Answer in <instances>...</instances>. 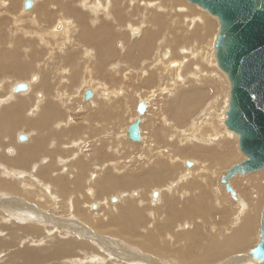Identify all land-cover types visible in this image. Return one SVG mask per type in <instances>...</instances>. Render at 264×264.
Wrapping results in <instances>:
<instances>
[{"label": "bare ground", "instance_id": "6f19581e", "mask_svg": "<svg viewBox=\"0 0 264 264\" xmlns=\"http://www.w3.org/2000/svg\"><path fill=\"white\" fill-rule=\"evenodd\" d=\"M5 1H7V0H0V7H2V5L4 4ZM168 2H169L168 0H98V2H95V1L93 2L92 0H31L32 5H29L28 8H25V9H30L33 6V4L36 3L35 7L33 9L31 8L32 11L25 13L26 14L25 17H28V18H20L19 19V22L17 24V28H11V27L9 28L8 25L7 26H1L0 25V89H2V92L0 91V94H2L3 91H5V90H6V95L8 92L7 98H5L6 100L0 99L1 100L0 104L1 103L3 104L5 101V103L3 104V105H5L4 107H2L3 105H0V139L3 138L0 142H4L3 145L0 144V150H2L1 148L4 145L7 146L11 141H14L12 134H14L15 132H16V138L18 137V139H19L20 134H22V132H23V131L20 132L19 130H22L23 126L27 127V129L29 130V134L26 135L27 138L25 140L21 141L19 139L20 143L15 142L16 143L15 147H17L16 148L17 151L13 150L12 154H9V155L4 153L3 151H0V186L1 185L4 186L1 188H4L8 191L12 190L13 195L16 194L18 196H23L22 200L15 199V200H11L8 203H6L7 201L5 202V198H6L5 195L0 193V207H2L3 202H5L6 205L8 206V209H11V213L9 212L10 216L17 218L20 221L19 223H21V224H23L24 222L26 223V221H32L33 224L29 225V229L31 230L32 233H34V234L40 233V229L44 228L41 225H43L45 222H47L49 225H51V224H53L52 223L53 219H52V217H51L52 220L45 218V215L43 216L42 213H39V211L38 212L35 211V208L33 207V205H30L31 200H33V201H35L36 199L42 200V199H44V197H42L41 195L38 194V192H36L38 190L34 191L35 194L32 197H30L28 189L27 188L25 189L24 187H22L24 179H26L30 182H33V184H36L37 188H39V189L43 188L44 191H45L46 186L48 189L52 185L55 187H58V185L62 186V190L59 192V194L61 196L63 195L62 197L66 198L70 184H69L68 180L64 176H62L61 171H63V173L67 172L66 175H68L69 171H72V173H74V172H77V171H75V169L78 170V172L76 174L77 175L76 178L73 176L75 178V180H73L74 178L72 179L73 181H75V186L77 185L76 187H78L80 185V182L82 181V179L85 178V176H84V174L86 173L85 171H88V168L92 165V164L89 165V162L85 163L79 159H77L78 160L77 162H75V160L72 159L74 161V163L67 162V164L69 163V165L71 164V166L66 165V168H64V170H63V166H59V164H57L58 167L62 168V169H58L55 165V160H56L55 157H57V155H59L57 152L61 150V149L60 150L58 149V145L60 143L59 138L62 134L66 135V134L70 133L68 130L70 128H67V126L70 123L68 125H66L68 123V120L66 121V119L64 118V114L62 112V109L65 110L67 108V111L70 110V108H68V107H70V105L72 103L71 99L73 97L67 93H64V92H66L68 90L71 91V89L75 88L76 91L74 92V94H78L77 92L80 91V93H79V95H80L83 93V91H82L83 87L86 86V84L90 82L87 80V77L85 75H82V80L80 82H79V78H78L80 68H81L80 67L81 63H80L78 58H79V55L81 53L82 54L85 53L83 51V48L87 47V48L91 49L92 56L94 57L93 60H95V62H96V67H97L98 71H100L99 68L104 69V67L107 65V62L114 59L113 57H118L119 61L128 64L127 65L128 67H132V64L134 65L135 63L142 61V65L147 66L148 69L141 68V64H140V68H137L135 71L138 74L141 72L142 74L146 75L144 77H146L148 82L154 81L157 78L160 80H163L166 78L167 74L172 75V77H171V80L173 81L172 84H174L176 86L180 82L186 83L187 81H189L191 83V80L188 77L189 75H191L193 77V81L195 83L203 82V80L205 81V79H207L206 81L209 82V84L210 83L211 84H217L219 82V80H220L219 78H221L222 73H219L220 71L218 68H220V67L218 65L217 57L215 55V43L217 42L218 31L216 30L217 32L215 33V35H214V33H212V34L209 33L212 31V28L214 27L213 23H212L213 20H211V18H208L206 14L193 16L192 14H189L190 8H188L187 6L185 7L183 5L177 4L178 7H176L174 9V12H175L174 16L175 17L177 16V18L183 20V25L175 26V29H174L175 32H174V30L172 28H169L171 25V21L165 19L164 15H163L164 14L163 10L167 8ZM77 3H78V7L74 8V7H76L75 4H77ZM173 3H171V4H173ZM177 3H180V1ZM17 6H18V2H17V4H11L10 8L11 9L12 8L17 9ZM134 7L138 11L141 8L144 9L143 12L145 13V17L147 16V12L151 11V8H154V9L158 8L159 11H161L162 13L161 14L156 13V14H154V16L150 15V16L146 17V21L150 24V25L148 24L149 26H147L146 28L144 26H142V29L139 30V28H135V27H133L134 25H132L131 29L135 32V34L133 35V38L130 35L129 36L132 39H128L127 36L125 38L123 37L125 45H122V49L119 50L116 46H114L116 43V39L114 37L116 34L119 35V33L114 32V34H113V32H111L113 29L116 28V26L113 22H111V21L108 22L107 18H104V17H105V15L107 17H109V16H111V14H113L110 17L111 20H112V18H113V20L119 19L121 21V22H119V27H121L120 25L121 24L124 25V22L126 20L123 16L125 9L129 8V10H131ZM81 8L84 10V12L81 11ZM49 9L52 10V17H54L55 14H58V12H60V14L62 15L61 23L63 24V31H61V32L60 31L59 32H48V31H50L48 29H51V28H49L50 26L47 27L48 26L47 21H45V20L52 18L51 13L49 12ZM193 9H195V8H193ZM87 10H90V11L88 12ZM199 10H200V8H199ZM203 11H204V8H203ZM103 12L105 14V15H103L104 17L99 19V16L101 14L99 15L98 13H103ZM130 12H132V13L131 14L128 13L129 16L133 15L134 17L141 14V13H138V14L135 13L134 9ZM199 12H198V14H199ZM87 13H90L91 17H88ZM201 13H202V11H201ZM92 14L93 15L98 14V16L95 15V20H94V16H92ZM37 16H38V21L36 19H33L32 22H30L32 17L36 18ZM42 16H44L43 18H45V19H43ZM72 17H74L76 19V21L78 22V25L80 26V29H81L79 32L75 31L76 32L75 36H77L76 38L74 37L75 39H72L71 36L69 35L70 34L69 32H71L70 31L71 28L75 24L74 19ZM0 18H1L0 20L2 22L5 20V18L3 19V16H1ZM16 18L18 19L19 17L16 16ZM59 18H61V17L59 16ZM89 18L91 21H89ZM141 19H143V18H141ZM17 21H16V23H17ZM21 21H26V23H28V24H26L24 26L22 24L23 22L21 23ZM89 22H91L93 24V26H95V27L90 28L91 25ZM144 24H145V22H144ZM3 25H5V22ZM51 27H52V25H51ZM55 30H57V28H55ZM18 31H23L26 34V36L24 35V33H22L23 34L22 35L21 32H18ZM166 31L174 33L172 37L175 40V42L178 43L177 55H174L177 58L179 56V58H178L179 60H177V61L176 60L173 61L171 58H169V56L170 55L172 56L173 53L170 50V47H172L171 41L167 40L166 36H165ZM159 33H164L162 36V39H160L161 42H165V44L162 45V47H161V49H163L164 51L163 50L159 51L158 54L156 56H154V58L149 59V54L151 53L154 45H156V43L159 39ZM57 34H59V35H57ZM64 34H66V35H64ZM27 35H29V36H27ZM60 35H62V36H60ZM209 35H211V37H209ZM66 36H69L71 39V41L69 43L67 42V43H59V44L54 43V44H52V42L50 41V39H53L54 41H58V39H57L58 37L64 38ZM204 36H206V38ZM67 39H69V38H67ZM200 39L204 40L205 45H201V42L199 41ZM73 41H76V42H73ZM179 41H183L187 45L180 43ZM25 44H26L25 48L22 49V46H24ZM80 44H82V47H79ZM35 45H37L38 47H41V48L36 49ZM27 46L29 49L27 48ZM211 47H212V51L210 53V56H211V59H210L209 52H210ZM194 49H197V55L194 54L195 52L193 53ZM119 51H121L122 54H120ZM167 54L168 55L170 54V55L168 56ZM192 55H193V57H196L195 60H197V62L199 63L198 68H196L197 65L195 66V61H192V59H193ZM45 58H47V59L57 58V60L54 62L51 61V63L48 65L45 64L47 67H45L43 65L44 61L41 62L42 65L40 63L36 64L37 61H40V60L42 61ZM88 59H90V58H88ZM204 61H206L207 64H204L205 63ZM172 65H175V66H172ZM203 65L209 66L210 70H208L207 67H205L206 69H204ZM215 66L218 67L217 68L218 71L215 69L216 68ZM88 67H89L88 64H86L84 67L85 72L89 71ZM191 67H193V68L191 69ZM105 68H107V67H105ZM111 68H113V67H111ZM131 70L134 73V70L133 69H131ZM35 71H38L40 78L36 82H34V81L32 82L30 80L29 81L30 85L27 84L28 89L26 91L20 92V91H17L16 88L14 87L15 84L21 82L20 80L18 82L17 81L14 83L12 82L10 85L9 84L3 85V82L5 80H7V82L9 79L17 80V78L19 79V78L25 77L29 74L31 75ZM55 71L57 73L63 72V75L67 73V76H69L68 80H70V82L71 81L73 82L72 86L70 85V87H68V86L64 85L65 88L56 87L58 82L50 79V76H52V74L56 73ZM105 71H102V72H105ZM92 72H93V70H92ZM101 74H103V73H101ZM125 76H127V75L125 74ZM175 76H176V78H175ZM59 78H60L59 81H62V79H63L62 75H60ZM124 78H126V77H124ZM126 79L129 80L130 78L129 79L126 78ZM138 79H140V76H138L137 80ZM222 79H225V78H222ZM91 80H92V78H91ZM102 81L103 80L98 82L99 85H103L104 87L108 86L106 83H104L105 81H103V82ZM221 81H220V85H221ZM169 82H171V81L169 80ZM203 83H205V82H203ZM165 84L166 85H164V83H163V85H161V87H160L162 93L163 92L166 93V92H168V90L169 91L173 90L169 87V83H165ZM200 84L201 83H197V86L191 87L188 89H183V90H179L178 86L175 87L176 88V91H175L176 94L174 93V96L172 97L170 104L167 105L168 108L173 110L172 111L173 115H174V117L177 118V121L179 123L178 128L175 127L178 130H176L175 134L173 132V135L171 138L172 139L174 137L176 138V141H174L175 144H179L181 146L183 144V146L180 149L179 156H177L175 158V157H173L172 154L169 153L168 154V155H170L169 159L171 158L174 161H175V159H178L180 161L182 160V162H184V160H185V163L192 162V165H193V161H189V160L187 161V159H183L184 155L187 154V155L195 157L194 153L199 150V145L205 141L207 136H209V139L211 141L218 143L221 140L224 142V140H226L228 137H230V138L234 137L233 134L235 133V135H237L236 138H237L238 146H239V135L235 131L229 129L225 123L226 119H227V109L229 108V100H230V82H229V86H228L229 89H227V90H229V92H228L229 96L227 98V101L225 98L227 96L226 95L223 96L224 102L225 101L226 102L223 106L221 105L222 106L221 108L225 107L223 109L224 113H222L220 115L218 114L219 118H223V122L220 121V119H219V122H215V118H216L215 114L217 112H219V111H217L216 108L219 105L218 99H220L219 96H221V94L218 93L217 95H219V96H215V97L212 94L213 98H211V103H209L207 105V107H209L211 109V112H213V114L212 113L210 114V116H211L210 119H212L210 127L211 128L214 127V132L212 131L213 132L212 134H210V135L208 134L205 136L206 130H203V129L201 130L203 122L201 121L202 116L200 114H198L195 117V119L192 120L191 125L188 124L190 127L182 130L183 126H181V123H183V121H185L187 119V117H190L188 115L193 113V111H192L193 108L197 107L196 111L199 110V111H197L198 113L200 111L202 113H204L203 110H205V108H202V106L204 105L205 102L203 100L202 105H200V101L206 95V93L203 90V88L200 87ZM211 84H210V89L213 92L214 88H213V85H211ZM181 85H185V84H181ZM218 86H219V84H218ZM226 86H227V84H226ZM135 87H139V86L135 85ZM135 87L133 86V88H135ZM141 87H143V86L141 85ZM8 88H10V89L8 90ZM42 88L45 91V97L42 96V98H36V96H35L36 94H34V92H36V90L42 89ZM137 89L135 92L138 95L139 92ZM140 89H142V88H140ZM91 90L93 91V95H94V90L93 89H91ZM132 90H135V89H132ZM155 90L159 91V88L155 87V88H153V90H150L149 91L150 97L148 96V94L144 93L147 98L145 97L146 99H144L142 97L140 99V101L144 100L146 102V104H147L146 111L147 112H148L150 106H153V105H151V103H152L151 91H155ZM214 90H216V88ZM23 92H27V93L24 94ZM15 93H23V94L14 96ZM221 93H223V92H221ZM62 94H67L68 96H66V98H64L62 96ZM95 94L99 95L100 93L96 92ZM172 94H173V92H172ZM110 97H111V95H110V93H108V96H105L104 98H110ZM91 98H90V100H91ZM7 99H8V102H6ZM92 101L94 102V100H92ZM98 101H99L98 106H101V108H100L101 112H99V115H105V118H107V116H109L110 112L113 110L112 102L106 103V104H103V103L101 104L102 101H100V100H98ZM113 104L116 105V108L120 106L119 101H117ZM165 108H166V106H165ZM27 111H32V114L30 116H27L26 115ZM205 111L207 112V110H205ZM66 117H67V115H66ZM139 117L142 118V122H143V119H145V117L143 118V116H141L140 114H139ZM191 117H192V115H191ZM136 118L137 117H135L132 121H134ZM99 119H101V118H99ZM85 120H88L87 116L85 117ZM95 120H96V118H95ZM69 121H70V119H69ZM166 122H167V120L165 119V123ZM169 123H171V122H169ZM169 123H167V125ZM223 124H225L224 126H226V128L229 129L230 131L225 130V129L221 130V127ZM129 125L128 126L126 125L127 128L125 129V138L126 139H127V129L129 127ZM73 126H72V128L74 130H76V133L81 131L80 130L82 127L81 124H77L74 127ZM90 127L93 128V126H90ZM72 128H71V130L73 131ZM58 130H59V132H58ZM157 130H158V128H157ZM142 131L143 130L141 127V132ZM76 133L74 132V135ZM86 133L87 132H85V135H86ZM23 134H25V133H23ZM144 137H145V134L142 133L141 141L144 140ZM50 139H51V141L48 143V141ZM82 139H83V137H82ZM7 140L9 141L8 144L5 142ZM74 141H76V139ZM169 142L170 141H168V143ZM189 142H191L190 143L191 145L190 144L184 145L185 143H189ZM225 142H227V140ZM228 143H229V141L227 142V145H228ZM170 144L171 143H169V145ZM9 145H8V147H9ZM76 145H78V144H76ZM106 145H107V142L106 143L104 142V143H102L101 146H99V148H97V149L94 148V150L92 151V153L98 152V156H100L99 158H100V161L102 160V163L103 162L108 163V160H106L105 157L108 156L110 153L122 155L123 152H121V150H119V148L117 146L109 147L111 150L106 152V154L101 155V154L105 153V152H103V150L106 149ZM227 147H228L229 151H231V147L229 145ZM57 149H58V151H57ZM239 149L241 150L240 146H239ZM112 151H114V152H112ZM241 152L245 155V159L240 161V162L235 163L234 165L246 161L248 156L242 150H241ZM69 153H70V150H69ZM158 153L161 154V152H158ZM164 154H165V152H164ZM43 155L46 156L45 160H47V156H48L47 161H49V157L52 156V162L47 164V163H44V161H43V163H41ZM152 155L153 154H150L151 157H152ZM61 156H60V158H62ZM74 157H76V155ZM166 157H168V156H166ZM96 159H97V157H96ZM171 159H170V161H171ZM38 160H40V161L38 163H36ZM149 160H148V162H149ZM159 160H161V159H159ZM195 160H196V163H198V164L200 163V162H197L198 160L196 158H195ZM47 161H45V162H47ZM63 161L66 162L67 159L62 160V162ZM73 161H71V162H73ZM172 162H171V165L167 166L166 169L163 166L164 168H160L158 170L157 169L155 170V165L152 164L148 169L135 170V169H131L133 167L130 166V164H129L130 168L125 169V171H122L123 165L120 164L121 160H119V161L118 160H111V164L108 163L106 170H103V171H101L102 169L100 170L101 173L99 174V177L97 178L96 183L93 186V187H96V188H94V191L96 192L98 189V191L101 192L102 194H99L97 191V195H102V196H103V193H105V192H108V193L109 192L110 193L119 192L120 193L123 191L122 188H124V187H131L133 185H138L139 183H143L144 174L149 179V184L152 187L164 186V183L166 180L171 179V178H175L176 180L174 182L171 181L170 185L167 184L164 187H159L160 189H157V194L155 193V190H152L150 193L152 196L151 200L149 202L150 205H152V204H156V205L157 204H164V206H166L165 209L169 210V213L165 212V215H166V213L168 214V217L166 219L167 220V224H166L167 228L170 229V227H172V223L173 222L176 223L175 221L185 220L186 218L193 219L198 214H202V213H203V215H205L207 213L209 214V210H206V208L209 206H207V207L203 206L202 207V205H201L205 201V199L207 197V193L200 191L196 195L194 192L195 187L193 185V180H192L193 178L192 179L191 178L186 179V178H184V177H186L184 175H183L184 177L177 175L176 172H177L178 167L176 166V164H173ZM60 163H61V161H60ZM98 163H99V161H98ZM98 163L96 165H98ZM156 163H159V162H156ZM162 163H163V161H162ZM186 165L188 167L187 172L188 173L191 172L190 167H192V165L191 166H188V164H186ZM201 165H202V163H201ZM234 165H232L231 167H233ZM21 166H28V167H30V169H28V170L21 169ZM73 166H76V167H73ZM100 166H102V165L100 164ZM229 169H227V170H229ZM261 169H264V168H261ZM261 169H259V170H261ZM227 170L225 171V174L222 175V183H224L223 178L228 176ZM90 171H93L91 169V167H90ZM194 172L197 173L195 171V169H194ZM69 173H71V172H69ZM181 173H182V171H181ZM192 173H193V171H192ZM202 173H205V172H202ZM251 173H253V172H251ZM238 174L241 175L240 173H238ZM247 174H249V173H247ZM249 175H251V174H249ZM242 176H244V175H242ZM16 177H18L19 179H17ZM32 177H34L35 180H33ZM233 177L227 178V182L224 183L226 190L229 191L231 193V195L236 194L235 189L231 185V181H232ZM14 178H16V180ZM67 178H69V177H67ZM181 178H184L186 180L182 181ZM203 178H202V180H203ZM70 180H71V178H70ZM35 181H37V182H35ZM196 181L198 183H202L201 179L196 180ZM203 181H205V180H203ZM210 182H211V180H210ZM144 183L147 184L145 180H144ZM19 184L21 186H19ZM82 184H84V182ZM227 184L231 185L232 191L227 189ZM72 185H74V184H72ZM174 187H176V188H174ZM29 191H32V190H29ZM64 191H66V192H64ZM74 191H75V188H74ZM183 191H185V193H187V194H190L191 197H188L186 199L179 198L180 196L177 197V194H180L183 196L184 194H181V192H183ZM48 193L49 192H47V194ZM79 193H81V191ZM135 194H137V193H135ZM26 197H27V201H25ZM113 197H116V196H112L111 198H113ZM141 197L142 196H141V192H140V193H138L137 197H132V198L127 197L129 200H125V202L123 204H112V203L109 204L107 202V200L104 201L103 203L104 204L108 203L107 205L111 208H120V207L124 208L123 210L120 208L119 209V210H121L120 214L118 216H116L115 218H112V220L110 222V223H112L113 221H116V226H113V228L112 227L111 228L106 227L104 230L105 233H108V234L113 235V236H118V239L114 238V240H113V239H107V237L105 238V237H101V236H99V237L98 236H96V237L92 236V238L98 239V241L101 242V244L103 245V246L102 245L101 246L103 248L107 249L108 253H110V251H113V252L116 251L115 254L117 255V258L119 257V259H123L124 262H120V261H116V260L115 261L118 263H121V264H207L208 262H211L212 260L223 257V255L230 254V253H236V252L245 250L246 247L250 243V234H252L254 232V229H255V216H252L251 212H249V210H248L251 207V201L249 200L248 196L246 199L237 198V196H236V198L239 199V203H241L240 213H238L234 217L233 220L231 218L232 221H231V228L230 229H232V230L228 231V234L224 238L218 239V237L217 238L215 236L212 237L210 239V241H207L208 244L205 246L204 252L198 254L197 251H195L193 249L194 248L193 245L195 243H197L198 240L196 241V239L198 237L196 238V236H193L192 234H190V231L184 233L183 230H181L182 226L180 225V222H179V224H177L176 227L178 228V230L180 232H178V234L176 232V234H177L176 238L171 233H169V234L167 233L169 238L167 236L166 237L170 240L173 238H174V240L175 239L180 240L182 237H184V235H186V237L188 236V242L190 241L189 244L191 246H190V249H188V247H189V244H188L187 250H185L183 247L182 248L184 250L180 249V247H178V249H172V247L170 246V241H168V239H167V241H168L167 242V241H165V238H164V241H165L164 245L161 244L162 241L160 242L159 233L161 234V231L159 232L158 229L164 225L157 227L158 231L155 233H153V229H155V228H153L154 224L152 227H150L152 229H149L147 231V233H143L146 231V229H148L147 226L140 229L142 227V224L144 223V221L146 219L142 215L144 213L142 210L143 208L140 210H136L137 204H134V203L137 201H140L139 203L143 204L144 201ZM107 198H108V196H107ZM116 199H118V198L116 197ZM181 199H183L182 202L180 201ZM62 200H63V198H62ZM67 202H68V200H65L66 204H67ZM178 203H180V204L182 203L184 205V208H182V207H180L181 209L178 208ZM66 204H65V206H67ZM141 204H139V205H141ZM68 205H69V208L71 210L75 209L78 212H80L78 207L75 205L74 201L70 202V203L68 202ZM92 205L93 204H91V207H93V208H97V206H98L97 204L95 206L94 205L92 206ZM263 207H264V205H263ZM162 208H160V210ZM148 209H149V206H148ZM115 210H117V209H114V211ZM155 210H156V208H155ZM151 211L149 210V214L151 216H154V213H152ZM94 213L96 214V212H94ZM232 214H233V211H232ZM261 215H262V213H261ZM2 217H3V214L0 212V231H1V229L6 227L5 219ZM164 217L166 218V216H164ZM206 217H208V216L206 215ZM36 219L39 221L38 223L35 222ZM1 221H3V222H1ZM107 221H108V219H106V222ZM42 222H44V223L42 224ZM183 222H185V221H183ZM191 222H195V221L192 220ZM72 224H71L72 226L67 228L68 232L76 230L77 231L76 233L79 232L82 235H86V232L80 230V228L83 227L82 223H80V225H79L77 222L73 221ZM189 224H190V222H189ZM104 225H107V223H103V226ZM11 226H13V225L11 224ZM14 226L16 227V224H14ZM17 227H18V229L19 228L21 229V230L19 229V231H23L24 229H26V227L24 229L21 228L20 226H17ZM58 227H59V225H58ZM9 228H10V230H13L12 227H9ZM162 228L164 230V227H162ZM199 228H201V227L199 226ZM256 229H257V227H256ZM163 230H162V232H163ZM193 231H195V230H193ZM28 232H29V230H28ZM173 232L174 231H172V233ZM1 233H2V231H1ZM30 234H29V236H30ZM124 234H125V236H124ZM72 235H74V233ZM69 236H71L70 233H69ZM21 239H22V237L19 238L20 241H21ZM161 240H162V238H161ZM201 240H202V238H201ZM262 240H263V236L261 235V220H260L259 241L257 242L256 245H258ZM2 241H3V239H2ZM2 241H0L1 245L8 246L7 241H6V243H4ZM34 241L37 242V240H34ZM40 241H42V240H40ZM65 242L66 241H64L63 243L65 244ZM123 242L125 244H123ZM188 242H186V244ZM67 243H71L70 249H72V250H67L69 247L67 249H65V247H63L64 246L63 245V246H60L61 250H58V252L64 253V255L66 257L69 254L71 256V258L73 259L74 257L72 254L74 253V248L78 247V246H75L72 242H67ZM84 243L85 242H83V241L79 242V244H81L82 246L84 245ZM179 244H181V242ZM15 245H16V243H15ZM60 245H62V244H60ZM184 247H186V245H184ZM83 248L87 249L86 247H82V249ZM42 249L43 248H41V250ZM45 249H49V247H47ZM135 250H136V252L138 251L141 254H137L138 252L136 253ZM18 251H20V250H18ZM41 252L42 251L36 250L34 248H26L24 250H21L19 253L25 258L24 264H33V263H38L39 261H41L43 259V257L41 256ZM113 252H111V254ZM194 252H196V253L194 254ZM123 253H125V254L123 255ZM127 253H129L128 256H127ZM55 254L56 255L51 256V258H60L57 255V251H55ZM255 255H257L258 257ZM255 255L253 254V249H251L249 253L242 254V255L237 254L235 257H232V259L230 261L225 260V262L221 263V264H261L264 262V260L261 258V256L259 254H255ZM135 256H137L138 258L134 259ZM98 260H100V259H98ZM260 260L263 262H261Z\"/></svg>", "mask_w": 264, "mask_h": 264}, {"label": "rangeland", "instance_id": "374dc122", "mask_svg": "<svg viewBox=\"0 0 264 264\" xmlns=\"http://www.w3.org/2000/svg\"><path fill=\"white\" fill-rule=\"evenodd\" d=\"M26 1L27 0H7V1H5L4 4L2 5L3 8L0 7V17L3 16V19L5 18V20L3 22L0 20V25L1 26H7L8 25L9 28L10 27L11 28H17V24H18L20 18H28V17H25L26 16L25 13L32 11V9L35 7L36 3L33 4V6L31 7L32 9L31 8L25 9L24 4L26 3ZM92 1L98 2V0L97 1L92 0ZM168 1H169L168 6L166 9L163 10L164 11L163 15H164L165 19L171 21V25L169 28H172L174 30L175 26L183 25V20L177 18V16L176 17L174 16L175 15L174 9L176 7H178L177 4H180V5H183L185 7L187 6L188 8H190L191 13L189 12V14H192L193 16L206 14L208 18H211V20H213L212 23H213L214 27L212 28V31L209 33H211V34L214 33V35H215V33L217 31H219L220 25H219L218 18L216 16L210 14L205 9L203 11V8L201 6H199L198 4L192 3L189 0H176V1L175 0H168ZM179 1H180V3H177ZM17 2H18L17 9H14V8L11 9L10 8L11 4H17ZM171 3H173V4H171ZM75 6L76 7H74V8H77L78 3L75 4ZM193 8H195V9H193ZM199 8H200V10H199ZM133 9L135 10V13H137V14L141 13V14H139L135 17L133 15L129 16V14L132 13L130 11H132ZM81 11L84 12V10L82 8H81ZM87 11L89 12L90 10H87ZM137 11L138 10L135 9V7L132 8L131 10H129V8L125 9L123 16L126 20L124 22V25L123 24L120 25L121 27H119V22H121L119 19L113 20V18H112V20H111L110 17L113 14H111V16L107 17L104 14V12L98 13L99 15L101 14L99 16V19L103 18L104 17L103 15H105L104 18H107L108 22L111 21L115 24L117 29L115 28V29H113L114 31L112 30L111 32H113V34H114V32L119 33V35L116 34L114 37L116 39V43L114 46H116L119 50L122 49V45H125L123 37L125 38L127 36L128 39L133 38V35L135 34V32L131 29L132 25H134L133 27L139 28V30H141L142 26H144L146 28L147 26L150 25L146 21V17H148L150 15L154 16V14H156V13H158V14L162 13L161 11H159L158 8H155V9L151 8V11L147 12V16L145 17V13L143 12L144 9L141 8V9H139L138 12ZM201 11H202V13H201ZM49 12L51 13V17H52V10L49 9ZM198 12H199V14H198ZM87 14H88V17H91L90 13H87ZM98 14H94V15L92 14V16H94V20H95V15L98 16ZM16 16L19 18L17 19ZM59 16L61 18H59ZM43 17L44 16H42V18ZM52 18L45 20V21H47V25H48L47 27L50 26L49 28H51V29H48V30H50L48 32H59V31L61 32V31H63V24L61 23L62 15L60 14V12H58V14H55L54 17H52ZM72 18L74 19L75 24L71 28V30H70L71 32H69L70 33L69 35L71 36L72 39H75L77 37V36H75V33L79 32L81 29H80V26L78 25V22L76 21V19L74 17H72ZM141 18H143V19H141ZM33 19H36L38 21V16L36 18L32 17L30 22H32ZM43 19H45V18H43ZM16 21H17V23H16ZM26 21H21V23L23 22L22 24L25 26L26 24H28V23H26ZM89 21H91L90 18H89ZM4 22H5V25H3ZM144 22H145V24H144ZM89 23L91 25L90 28L95 27V26H93V24L91 22H89ZM51 25L53 28L51 27ZM55 28H57L58 31L55 30ZM18 32H21V34L24 33L23 31H18ZM174 32H175V30H174ZM163 34L164 33H159V39L157 38L158 41H157L156 45H154L151 53L149 54V59L154 58V56H156L159 51L163 50V49H161V47H162V45L165 44V42H161V40H160V39H162ZM165 34H166L165 35L166 39L171 41L172 47H170V50L173 53L172 56L170 54H169L170 56L168 54L167 55L173 61H175V60L177 61V60H179L178 59L179 56L177 58L174 55H177L178 43H176L172 37L174 33L166 31ZM24 35L26 36L25 33H24ZM57 35H59V34H57ZM64 35H66V34H64ZM27 36H29V35H27ZM60 36H62V35H60ZM206 36H204V37L206 38ZM66 37L69 39H67ZM66 37H64V38H61V37L57 38L56 37L58 39V41H54L53 39H50V41L52 42V44H54V43H56V44L67 43V42L69 43L71 41V39L69 36H66ZM209 37H211V35H209ZM199 41L201 42V45H205V42L203 39H200ZM73 42H76V41H73ZM179 42L186 44L183 41H179ZM25 46H26V44L24 46H22V49H24ZM28 46H27V48H28ZM35 47H36V49L41 48V47H38L37 45H35ZM79 47H82V44H80ZM83 51L85 53H83V54L81 53L79 55V58H78L80 63H81V66H80L81 68H80V72H79L80 76L78 75V78H79V82H80L82 80V75H85L87 77V80L90 82L87 83L86 86L83 87V89L81 88L84 94L82 93L79 95L80 91L77 92L78 94H74V92L76 91L75 88L71 89V91L68 90V91L64 92V93H67L73 97L71 99L72 103H71L70 107H68V108H70V110L67 111V108L65 110L62 109V112L64 114V118L66 119V121L68 120V123L66 125H68L70 123L67 126V128H70V129H68L70 133H68L66 135L62 134L59 138L60 143L58 145V149L59 150L61 149V150L58 151V149H57V151H58L57 153L59 155H57V157H55L57 160V161L55 160V165L58 169H62V168L58 167L57 164H59V166H63V170H64V168H66V165L68 166L69 163H74L73 160H75V162H77L78 161L77 159H79L85 163L89 162V165L92 164L90 167L93 171H90V167H89L88 171H85L86 173L84 172L86 174V175L84 174L85 178H83L84 180L82 179V181L80 182V185L78 187H76L77 185L75 186V181H73V180H75V178L77 176L76 174H77L78 170L75 169V171H77V172H74V173H72V171H69L72 174L68 172V175H66L67 172H64L65 173L64 174L63 171H61L62 176H64L70 184L66 198L62 197L63 195L61 196L59 194V192L62 190V186L58 185V187H55L52 185L51 187H49V189L46 186L45 191H44L43 188L39 189V188H37L36 184H33V182H30V181L24 179L22 187H24L25 189L26 188L28 189L30 197H32L35 194L34 191H36V190H38L36 192H38L39 195L44 197V199H42V200H40V199H36L35 201L31 200L30 205H33V207L35 208V211H37V212L39 211V213H42L43 216L45 215V218L50 220L52 217V219H53V221H52L53 224H51V225H49L47 222H45V223L42 222V224L43 223L44 224L41 226H43L44 228L40 229V233H35V234L32 233L31 230L29 229V225L33 224V222L32 221H26L27 224L24 222L23 223L24 225L19 223L20 221L17 218L10 216L11 209H8V206L6 205V203H8L11 200H15V199L22 200L23 196H18L16 194L13 195L12 190L8 191L4 188H1V187H4L3 185H1L0 186V193L5 195V197H6L5 202L6 201L7 202L6 203L3 202L4 205L2 204V207L4 209L2 207H0V212L3 214L2 218L5 219V223H6L5 224L6 227L1 229L2 233L0 231V241H2V239H3L2 242H4V243H6V241H7L8 246H5V245L3 246L0 243V264H24L25 258L19 252L21 250L26 249V248H34L36 250L42 251L41 256L43 257V259L41 261H39L38 263H33V264H113V263L114 264H121V263H118L116 261L124 262V260L119 259V257L117 258V255L115 254L116 251H114V252L110 251V253H108V250L102 247L103 245L101 244V242L98 241V239L92 238V236H95V237L101 236V237H105V238L107 237V239H113V240H114V238L118 239V236H113V235H110L108 233H105L104 230L106 227H110V228L112 227L113 228V226H116V221H113L112 223H110V222H111L112 218H115L116 216H118L120 214L121 210H119V209L121 208L123 210L124 208L123 207L111 208L107 204L108 203L109 204H111V203L112 204H123L125 202V200H129L127 197H129V198L137 197L138 193H140V192H141V196H142L141 198L143 199L144 203L141 204V203H139L140 201H137L134 204H137L136 210H140L143 208L142 210L144 213L142 215H143V217H145L146 220L144 221V223L142 224V227L140 229H142L143 227H146V226L148 229H146L145 232H143V231L142 232L147 233V231L149 229H152L150 227H152L154 224L153 228H155V229H153V233L157 232L158 230H159V232L161 231L162 235L159 233L160 242L162 241L161 244L164 245L165 241H167V239L169 238L168 237L169 233L173 234L174 237L176 238L178 232H180L178 230V228L176 227V225L179 224V222H180V225L182 226L181 230H183L184 233L190 231V234H192L193 236H196V238L198 237L196 239V241L198 240L197 243H195L193 245V247H194L193 249L195 251H197L198 254L204 252V250H205L204 248L208 244L207 241H210V239L212 237L215 236L216 238L218 237V239H222L228 234V231L232 230V229H230L231 228V221L234 219V217L238 213H240V207H241V203H239V199H237V198L246 199L248 196L249 200L251 201V207L248 210H249V212H251L252 216H255V229H254V232L252 234H250L249 245L243 251L223 255V257L212 260L211 262H208L207 264H221V263H224L225 260L230 261L232 259V257H235L237 254L242 255V254L249 253L250 250L253 249L256 246L257 242L259 241V228H260V220H261L260 217H261V213L263 211V205H264V169L255 171L253 173H249L251 175L246 174V175L242 176V175L238 174V175L234 176L232 178L231 185L236 191L235 195H231V193L226 190L225 184L222 183V175H224L225 171L227 169H229L232 165H234L235 163L240 162V161L245 159V155L239 149L238 141L236 138L237 135H235V133L232 131L234 133L233 134L234 137H231V138L228 137L226 139L227 142L229 141L228 145L231 147V151H229V149L227 147L228 145H227V142H225L226 140H224V142L221 140L220 142L215 143L209 139V136H207L205 141L199 145V150L194 153L195 157L187 155V154H185L183 157V159H187V161L188 160L193 161V165H192V167H190L191 172H189V173L187 172L188 167L186 165L188 162L185 163V160H184V162H182V160L180 161L178 159H175V161H174L171 158H170L171 159V161H170V159H169L170 155H168L170 153L173 155V157L176 158L177 156H179L180 149L183 146V144H182V146L179 144H175V142H174V141H176L175 137L173 139L171 138L173 135V132L175 134L176 130H178L176 128H178V126H179L177 118L174 117V115H173V112H172L173 110H171L170 108L167 107V105L170 104L172 97L174 96V93L176 91L175 87L178 86L179 90H183V89L195 87V86H197V83H201L200 87L203 88L206 95L201 99L200 105H202V102L204 100L205 103L202 106V108H205V110H207V112L205 110H203L204 113H202L201 111H200L201 113L200 112L198 113L197 111H199V110L196 111L197 107L193 108L192 109L193 113L188 115L190 117H187V119L185 121H183V123H181V126H183L182 130L190 127L189 125H191L192 120L195 119V117L198 114H200L202 116L201 121L203 122L201 130L202 129L206 130V133H205V136H206V135H208V134L210 135L214 132V127H212V128L210 127L211 121H212V119H210L211 118L210 114L211 113L213 114V112H211V109L209 107H207V105L209 103H211V98H213V95H214V97L219 96V95H217L218 93L221 94V96H219L221 100L218 99L219 105L217 106L216 109L219 112H217L215 114L216 118L215 117L214 118H215V122H219V119H220V121L223 122V118H219L218 114L220 115V114L224 113L223 109L225 107H223V108H221V107L225 104V102L227 101V98L229 96V93H228L229 90H227V89H229L228 86H229L230 81H229L227 74L221 68H218L215 66L216 67L215 69L217 71L219 69V71H220L219 73H222V74H221V78H219L220 80L217 84H211L210 83L211 85H213L214 89L216 88V90L213 89V92L210 89L209 82L206 81L207 79H205V81L203 80V82H205V83H203V82L195 83L193 81V77L191 75L188 76L189 79L191 80V83L189 81H187L186 83L180 82L179 84L177 83L178 84L177 86L172 84V82H173L171 80L172 75H169V74H167L166 78L163 80H160L157 78L154 81L148 82L146 77H144L146 75L142 74L141 72L138 74L135 71L137 68H140V64H141V68L148 69L147 66L142 65V61H139L138 63H135L134 65L132 64V67H128L127 66L128 64L120 62L118 57H113L114 59L109 61L110 63L107 62V65L105 66L107 68H105V67H104V69L99 68L100 71H98L97 67H96V62H95V60H93L94 57L92 56L91 49L85 47V48H83ZM211 51H212V47L210 49L209 56H210ZM119 53L122 54L121 51H119ZM193 53L195 55H197V49H194ZM192 57H193V55H192ZM88 58H90L91 60ZM195 59H196V57H193L192 61H195V66L197 65L196 68H198L199 63ZM210 59H211V56H210ZM56 60H57V58H50V59L45 58L42 61L41 60L37 61L36 64L40 63L42 65L41 62L44 61L43 65L45 67H47L46 65L50 64L51 61L54 62ZM204 62H205L204 64H207L206 61H204ZM86 64H88V66H89L88 67L89 71L85 72L84 67ZM172 66H175V65H172ZM111 67H113V68H111ZM205 67H207L208 70H210L209 66L205 65L204 69H206ZM192 68L193 67H191V69ZM131 69L134 70V73ZM92 70H93V72H92ZM102 71H105V72H102ZM101 73H103V74H101ZM59 74L62 75V77H63L62 81H59L60 80ZM125 74L127 76H125ZM31 75L29 74L25 77H22L19 79L17 78V80L9 79L8 80L9 83L7 82V80H5L3 82V85L4 84L10 85L12 82L14 83V82H16V81L18 82L20 80L21 82L15 84L14 87L16 88L17 91H20V92L26 91L28 88L25 90H18L17 87L20 83L29 84L30 80L32 82L33 81L36 82L40 78L38 71L33 72ZM137 75L140 76V79H138V80H137V78H138ZM68 77L69 76H67V73L63 75V72L62 73L56 72V73L52 74V76H50V79L58 82L56 87L65 88L64 85L70 87V85L72 86V84H73L72 81L70 82V80H68ZM124 77H126L128 79L130 78V79L127 80ZM91 78H92V80H91ZM175 78H176V76H175ZM222 78H225V79H222ZM101 80L105 81L104 83H106L108 86L104 87L103 85H99L98 82H100ZM169 80L171 82H169ZM220 81H221V85H220ZM163 83H164V85H166L165 83H169V87L173 90L172 91L168 90V92L162 93L160 87H161V85H163ZM181 84H185V85H181ZM218 84H219V86H218ZM226 84H227V86H226ZM135 85L139 86V87H135ZM141 85L143 87H141ZM133 86L135 88H133ZM155 87L159 88V91L158 90L157 91L156 90L151 91V94H152L151 105H153V106H150L151 109L149 108L148 112L146 111L142 115L143 118L145 117V119H143V122L141 123V125H142L141 127L143 130L142 133L145 134L144 140L140 141V142L139 141L134 142L131 139L128 140V137L126 139L125 138V129L127 128L126 125L128 126L130 123H132V120L135 117H139V112L137 111V105L140 102V99L142 97L144 99H146L147 97L144 93L148 94V96H149L150 95L149 91L153 90V88H155ZM90 88L94 90V95L91 98V100L90 99L87 100L85 98V93ZM140 88H142V89H140ZM9 89L10 88H8V90ZM132 89H135V90H132ZM136 89L139 92L138 95L135 92ZM38 90H36V92H34V94H36L35 95L36 98H42V96L45 97V91L43 90V88L38 89ZM0 91L2 92V89H0ZM27 92H23V93L25 94ZM96 92L100 93V94L99 95L95 94ZM172 92H173V94H172ZM221 92H223V93H221ZM23 93H15L14 96L20 95ZM108 93H110L111 97L110 98H104L105 96H108ZM67 94H62V96L64 98H66V96H68ZM7 95H8V92H7ZM7 95H6V90L3 91V93L0 94V99L4 100L5 98H7ZM225 95L227 97H225L226 101L224 102L223 96H225ZM92 100H94V102ZM98 100L102 101L101 104L102 103L106 104V103L112 102L113 110L110 112V114H109V116H107V118H105V115H99V112H101L100 111L101 106H98L99 105ZM117 101H119L120 106L116 108V105L113 103H115ZM6 102H8V99ZM4 103H5V101H4ZM3 104L1 103L0 105H3ZM4 106L5 105H3L2 107H4ZM165 106H166V108H165ZM31 114H32V111H27V113H26L27 116H30ZM66 115H67V117H66ZM191 115H192V117H191ZM86 116H87L88 120H85ZM95 118H96V120H95ZM99 118H101L102 120ZM69 119H70V121H69ZM165 119L167 120L166 123H165ZM169 122H171V123H169ZM167 123H169V124L167 125ZM72 124L74 126H76L77 124H81V126H82L80 129L81 131L76 133V130H74L72 128V126H73ZM224 125L225 124L222 125L221 130L222 129L223 130L224 129L229 130ZM90 126H93V128ZM22 128H23L22 130H19L20 132L23 131L22 133H25L26 135L29 134V130L27 129V127L23 126ZM71 128L76 133L75 135H74V132L71 130ZM157 128H158V130H157ZM58 132H59V130H58ZM85 132H87L86 135H85ZM12 136H13L14 141H11L10 143L8 140L5 141L7 144L8 143L10 144V145L8 144L9 147H8V145L7 146L4 145L1 148L2 150H0V151H3L4 153H6L8 155L12 154L13 150L17 151V149H16L17 147H15L16 146L15 142L20 143L19 142L20 140L18 139V137L16 138V132L14 134H12ZM82 137H83V139H82ZM2 139L3 138H1L0 141ZM75 139H76V141H74ZM50 141H51V139L48 141V143ZM168 141H170L169 142V143H171L170 145H169ZM104 142L105 143L107 142V145H106V149L103 150V152H105V153H103L101 155H104V154H106V152L111 150L109 147H112V146H117L119 148V150H121V152H123L122 155L110 153L108 156L105 157L106 160H108L109 164H111V160H118V161L121 160L120 164L123 165L122 171H125V169H129L130 166L133 167L131 169H135V170L148 169L152 164L155 165V170L156 169L158 170V169L164 168V167L166 169L167 166L171 165V162L173 161L172 163L176 164V166L178 167L177 172H176L177 175L182 176V177L186 176V177H184L186 179L187 178H191V179L193 178L192 179L193 185L195 187L194 192L196 195L200 191L207 193V197H206L205 201L203 202V204H201V205H202V207L203 206H205V207L209 206L210 207V208L209 207L206 208V210H209V214L207 213V214L203 215V213H202V214H198L193 219L186 218L185 220H180V221L178 220V221H175L176 223H174V222L172 223V227H170V229L167 228V225H166L167 220L166 219L168 217V214L166 213V215H165V212L169 213V210L165 209L166 206H164V204H157L156 205V204L151 203L152 205H150L149 202H150L151 197H152L150 193L152 190H155V193L157 194V189H160L159 187H164L167 184L170 185L171 181L174 182L176 180L175 178H171V179L166 180L164 183V186L152 187L149 184V179L144 174L143 183H139L138 185H133L131 187H124V188H122L123 191L120 193L119 192H112V193L105 192V193H103V196L97 195L98 189L95 192L94 188H96V187H93V186L96 183V180L99 177V174L101 173L100 170L101 169H102L101 171L106 170L108 163H105V162L102 163V160L100 161V158H99L100 156H98V152L92 153V151L94 150V148H96V149L99 148V146H101L102 143H104ZM3 143L4 142H0L1 145H3ZM190 143L191 142L185 143L184 145H188ZM76 144H78V145H76ZM69 150H70V153H69ZM112 152H114V151H112ZM158 152H161V154ZM164 152H165V154H164ZM150 154H153L152 157L150 156ZM73 155L74 156L76 155V157H74ZM60 156L62 158H60ZM166 156H168V157H166ZM96 157L98 160L96 159ZM195 158L198 160L197 162H200L199 164L196 163ZM45 159H46V156L43 155L41 163H43V161H44V163H47V164L52 162V156L49 157V161H47L48 156H47V160H45ZM66 159H67L66 162L63 161L65 163L64 164L62 162V160H66ZM159 159H161V160H159ZM40 160H38L36 163H38ZM148 160H149V162H148ZM45 161H47V162H45ZM60 161H61V163H60ZM71 161H73V162H71ZM98 161H99V163H98ZM162 161H163V163H162ZM67 162H69V163L67 164ZM156 162H159V163H156ZM97 163H98V165H96ZM201 163H202V165H201ZM100 164L102 166H100ZM129 164H130V166H129ZM69 166H71V164ZM73 167H76V166H73ZM21 169L28 170V169H30V167L21 166ZM194 169L197 173L194 172ZM181 171H182V173H181ZM192 171L194 174L192 173ZM202 172H205V173H202ZM67 177H69V178H67ZM16 178L19 179L18 177H16ZM16 178H14V179L16 180ZM32 178H33V180H35L34 177H32ZM70 178H71V180H70ZM184 178H181L182 181L186 180ZM202 178L205 181H203ZM200 179H201L202 183H198L196 181V180H200ZM144 180L146 181L147 184L144 183ZM210 180L212 183L210 182ZM35 182H37V181H35ZM83 182H84V184H82ZM72 184H74V185H72ZM19 186H21V185L19 184ZM74 188H75V191H74ZM174 188H176V187H174ZM29 190H32V191H29ZM80 191H81V193H79ZM47 192H49V193L47 194ZM64 192H66V191H64ZM183 192H181V194H184L183 196L180 194H177V197L180 196L179 198H184V199L191 197L190 194L185 193V191H183ZM98 193L102 194L99 191H98ZM135 193H137V194H135ZM107 196H108V198H107ZM112 196H116L118 199H116V197L111 198ZM236 196H237V198H236ZM62 198H63V200H62ZM65 200H68L69 203L74 201L75 205L78 207L80 212H78L75 209L71 210L69 208L68 202L66 204ZM106 200L108 203L104 204L103 202ZM25 201H27V197H26ZM180 201L182 202L183 199H181ZM64 203L67 206H65ZM91 204H93L94 206L97 204L98 206H97V208H93V207H91ZM139 204H141V205H139ZM148 206H149V209H148ZM180 207L184 208V205L182 203L181 204L178 203V208H180ZM155 208H156V210H155ZM160 208H162V209L160 210ZM114 209H117V210L114 211ZM149 210L150 211L152 210L151 212L154 213V216H151L149 214ZM231 210L233 211V214H232ZM94 212H96V214ZM206 215L208 217H206ZM164 216H166V218ZM231 218H232V220H231ZM106 219H108L107 222H106ZM192 220L195 222H191ZM73 221L77 222L79 225H80V223H82L83 227H81L80 230L86 232V235H82L79 232L76 233L77 232L76 230L68 232L67 228L73 225L72 224ZM183 221H185V222H183ZM1 222H3V221H1ZM35 222L38 223L39 221L36 219ZM189 222H190V224H189ZM103 223H107V225L103 226ZM11 224L13 226H11ZM14 224H16V227L20 226L23 229L26 227V229H24L25 231L24 230L19 231L20 228L19 229H18V227L16 228L14 226ZM58 225H59V227H58ZM162 225H164V226H162ZM160 226L164 227L165 231L167 229L168 230L165 232L162 227L158 229L157 227H160ZM199 226L201 228H199ZM9 227H12V229L14 231L10 230ZM256 227H257V229H256ZM28 230H29V232H28ZM162 230H163V232H162ZM193 230H195V231H193ZM172 231H174V232L172 233ZM176 232H177V234H176ZM69 233L71 236H69ZM73 233L75 236L72 235ZM29 234H30V236H29ZM124 236H125V234H124ZM20 237H22L21 241L19 240ZM161 238H162V240H161ZM164 238H165V241H164ZM201 238L203 241L201 240ZM34 240H37V242ZM40 240H42V241H40ZM173 240H174V238L171 240L168 239V241H170V246L172 247V249H178V247H180V249H182V250H184V249L187 250L188 244L190 243V241L188 242V236L186 237V235H184V237H182L180 240L179 239H175L176 241L175 240L173 241ZM64 241H66L65 244L63 243ZM81 241L85 242L83 246L81 244H79V242H81ZM67 242H72L75 246H78V247L74 248V253L72 254L74 257L73 259L71 258V256L69 254L66 257L64 255V253L58 252V250H61L60 246H63V245H64L63 247H65V249H67L69 247L67 250H72V249H70L71 243H67ZM180 242H181V244H179ZM186 242H188V243L186 244ZM15 243H16V245H15ZM60 244H62V245H60ZM123 244H125V243L123 242ZM184 245H186V247H184ZM190 246L191 245L189 244L188 249H190ZM47 247H49V249H45ZM82 247H86L87 249H84V248L82 249ZM41 248H43V249L41 250ZM18 250H20V251H18ZM55 251H57V255L60 258H51V256L56 255ZM111 252H113V253L111 254ZM135 252H136V250H135ZM195 253L196 252H194V254ZM124 254L125 253H123V255ZM128 254L129 253H127V256H128ZM137 254H141V253L138 252ZM137 258L138 257L135 256L134 259H137ZM98 259H100V260H98ZM261 262H263V261H261ZM261 264H264V262Z\"/></svg>", "mask_w": 264, "mask_h": 264}, {"label": "water", "instance_id": "95a60500", "mask_svg": "<svg viewBox=\"0 0 264 264\" xmlns=\"http://www.w3.org/2000/svg\"><path fill=\"white\" fill-rule=\"evenodd\" d=\"M196 3L219 20V31L215 43V55L219 67L230 81V100L226 125L239 135V146L248 156L246 161L227 170L231 178L238 173L246 175L264 168V0H189ZM32 5L31 0L24 4ZM28 88L20 83L18 90ZM91 89L85 93L89 100ZM147 109L144 100L137 105L142 116ZM142 118L137 117L127 129V137L141 141ZM27 138L20 134L21 141ZM188 166L192 162L187 163ZM227 189L232 191L231 185ZM235 195V194H234ZM115 200V199H114ZM263 240L253 248L264 260V207L261 215ZM257 256V255H255ZM258 257V256H257ZM261 261V260H260Z\"/></svg>", "mask_w": 264, "mask_h": 264}]
</instances>
